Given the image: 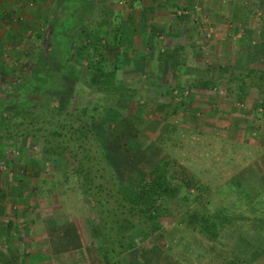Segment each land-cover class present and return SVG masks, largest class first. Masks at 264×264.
<instances>
[{
  "label": "rangeland",
  "instance_id": "rangeland-1",
  "mask_svg": "<svg viewBox=\"0 0 264 264\" xmlns=\"http://www.w3.org/2000/svg\"><path fill=\"white\" fill-rule=\"evenodd\" d=\"M69 2L75 18L60 20L67 62L61 82L68 91L74 87L78 98L53 93L46 100L70 112L76 100L100 105L98 115L111 124L103 131L97 123L94 132L123 184L138 182L169 160L198 181L199 192L191 191L198 207L243 214L247 224H255L264 214L262 97L252 89L230 93L227 80L264 72V0ZM45 9L50 13L51 6ZM39 28L12 43L15 53L0 57V111L22 94L37 45L53 32L50 26L42 33ZM104 41L112 44L102 54L106 68L115 70L116 87L127 90L119 97L94 95L84 84L91 49ZM173 48L186 61L175 77L157 61L160 50ZM198 79L218 87L198 90L193 86ZM175 84L184 96L174 92ZM41 147V140L28 138L0 143V264H114L103 253L100 218L72 171L73 161L65 154L52 164ZM238 185L251 200L260 194L258 200L242 199ZM179 205L170 207L172 219L163 218L144 233L129 232V264H228L237 235L226 231L223 244L198 236Z\"/></svg>",
  "mask_w": 264,
  "mask_h": 264
},
{
  "label": "trees",
  "instance_id": "trees-1",
  "mask_svg": "<svg viewBox=\"0 0 264 264\" xmlns=\"http://www.w3.org/2000/svg\"><path fill=\"white\" fill-rule=\"evenodd\" d=\"M69 1L58 0L59 7ZM142 18L140 22L144 23L145 17ZM59 23L57 17L50 23L53 32L47 36L48 40L43 35L37 36L39 41L45 39V42L38 45L34 62L27 73V84L22 94L13 96L0 111V132H4V135H0V143L12 138L41 140V154L48 157L52 164H56L59 157L68 155L73 161L72 171L84 195L90 197L93 208L98 212V228L105 241L103 253L114 259V264H129L127 256L133 245L129 232L136 229L144 233L149 225L156 226L163 218L172 219L170 207L178 204L186 209L185 216L198 236L223 244L226 231L232 230L237 235L236 251L228 264H255L264 260V212L263 217L254 218L255 224H247L249 220L243 214L232 215L224 209L204 211L197 206L198 198L191 194V191L199 192L198 181L183 167H176L169 160L152 168L138 182L123 184L107 160L101 139L94 132L97 123H103L99 125L103 131L111 124L107 118L98 115L100 105L83 104L76 100L70 112V107L61 110L51 100H46V96L53 93L59 97L69 95L78 98L74 87L68 91L61 82V76L64 77L67 72V62L62 58L64 43L59 40ZM106 35L107 32H104L103 38ZM119 42L117 37L115 47ZM111 45V42L104 41L103 45L98 42L91 49L88 75L84 81L88 90L104 98L119 97L121 91H127L123 87H116L115 70L106 68L105 58L102 59L103 52ZM157 61L167 67L172 76L176 75L178 68L186 66L177 48L160 50ZM53 83L59 86L55 88ZM193 86L204 91L218 87L215 81L206 79L196 80ZM227 89L238 95H244L247 89L256 90L262 97L258 111L263 113L264 72L238 73L236 78L227 80ZM173 90L178 97L184 96V89L179 84H175ZM236 189L242 199L249 197L246 199H250L251 204L260 196L257 194L251 200V196L239 185ZM256 209L261 208L258 206ZM250 210L255 211V207Z\"/></svg>",
  "mask_w": 264,
  "mask_h": 264
},
{
  "label": "crops",
  "instance_id": "crops-1",
  "mask_svg": "<svg viewBox=\"0 0 264 264\" xmlns=\"http://www.w3.org/2000/svg\"><path fill=\"white\" fill-rule=\"evenodd\" d=\"M29 1L34 3L28 4ZM49 5L51 6V11L46 13L45 8L49 7ZM73 8L72 2L59 7L58 0H0V57L3 54L5 56V54L12 55L15 53L18 49L14 51L12 43L21 39L23 34H31L33 28L38 26V24L41 27L39 32L42 33V27H48L55 17H57L59 22L68 16L74 19ZM76 22L78 21L76 20ZM19 23L22 24L20 25ZM8 50L10 51L9 53L6 52Z\"/></svg>",
  "mask_w": 264,
  "mask_h": 264
},
{
  "label": "built area",
  "instance_id": "built-area-1",
  "mask_svg": "<svg viewBox=\"0 0 264 264\" xmlns=\"http://www.w3.org/2000/svg\"><path fill=\"white\" fill-rule=\"evenodd\" d=\"M19 20V19H18Z\"/></svg>",
  "mask_w": 264,
  "mask_h": 264
}]
</instances>
